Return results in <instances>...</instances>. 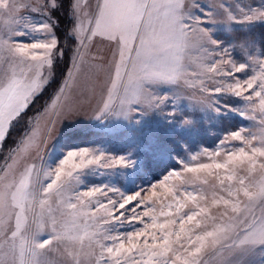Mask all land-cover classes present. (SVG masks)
<instances>
[{
	"label": "snow or ice",
	"instance_id": "6c2138e0",
	"mask_svg": "<svg viewBox=\"0 0 264 264\" xmlns=\"http://www.w3.org/2000/svg\"><path fill=\"white\" fill-rule=\"evenodd\" d=\"M22 8L45 19L21 28L14 13ZM61 8L72 47L61 46L56 34L59 21L51 13ZM249 12L245 20L264 22V10ZM217 15L198 0H45L35 8L26 0H0V152L13 128L25 124L0 163V264H255V256L264 258V50L258 58L253 41L236 38L233 50L238 45L247 53L236 62L209 26ZM228 19L236 17L228 12ZM97 37L115 45L97 122L111 115L139 123L149 110L175 109L161 89H179L183 82L204 98L193 112L209 120L228 114L258 119L261 134L226 132L215 150L177 154L176 166L162 178L131 191L111 180L87 183L89 176L106 174L99 169L135 168L131 153L116 158L80 147L38 166L32 154L42 145L39 123L72 115L68 81ZM193 49L200 55L189 82ZM61 61L66 72L60 70L58 82ZM166 119L182 129L195 125L174 111Z\"/></svg>",
	"mask_w": 264,
	"mask_h": 264
},
{
	"label": "rangeland",
	"instance_id": "374dc122",
	"mask_svg": "<svg viewBox=\"0 0 264 264\" xmlns=\"http://www.w3.org/2000/svg\"><path fill=\"white\" fill-rule=\"evenodd\" d=\"M26 2L35 8L45 3V0H26ZM91 3L95 4V0H91ZM185 3L191 5V0H185ZM198 3L205 6L211 5L218 12L215 17L216 24L209 26L214 27V36L219 38L225 47H228V56L238 63L247 59V53L238 45L235 50L232 48V44L236 43V38H239L253 41L254 54L259 58V52L264 50V22L256 18L249 21L244 17L245 14L252 15L249 8L254 12L264 10V0H198ZM220 4L230 6V8L220 9ZM192 11L196 10L192 9ZM228 12L236 17L235 21L228 19ZM14 15L18 21L17 26L21 28L45 19L39 12L25 8L20 9ZM51 15L54 21H59L56 34L60 38L61 46H74V44H69L65 38L69 27L66 9H58ZM21 17L23 19H20ZM18 39L26 40L27 38L19 37ZM89 47V57L75 76V80L68 81L69 87L66 91L72 115L68 117L65 112L60 118L45 116L39 123V127L43 130L42 145L38 153L32 154V160L38 166L52 164L53 160L59 158L62 153L66 154L68 150H76L80 147L103 150L105 156L116 158L131 153L132 158L137 162L135 168L116 165L113 169H99L100 172L106 174L89 176L87 180L89 186L107 183L111 180L117 187L131 191L139 186L155 183L162 178L169 169L176 166L177 154L187 157L204 147H207L209 151L215 150L218 146V138L226 132L243 128L245 135L251 133L259 137L261 134L258 119L249 120L234 114H228L218 120L202 118L203 114L193 112L191 106L197 105L204 98L196 89L183 82L179 89L172 86H168L171 88L169 91L167 87L161 89L163 95L174 101L175 109L172 104H168L167 107L162 105V112L149 110L147 115L137 117L139 123L135 121L130 123L111 115L105 117L102 122H97L93 117L96 115L95 110L103 97L104 89L113 75L115 45L103 37H97ZM199 55L195 49L189 53L192 68L185 76V80L189 82L195 80L190 73L195 68ZM91 57H96V59L93 61ZM60 70L66 72L64 61L59 63L58 79L62 75ZM246 71L251 72L250 69ZM238 75L243 76L244 74ZM49 90L51 91V88ZM43 98L45 99V96ZM43 98L41 97L40 100L42 101ZM222 99L227 100L228 97L223 96ZM32 108L34 109L29 110L28 116H32L38 110L36 103ZM172 111L175 112L177 119L180 117L194 119L195 125L182 129L175 122L169 123L166 116ZM50 118L55 121L54 124L48 123ZM24 127L22 120L13 128L4 150L0 152V163L3 162V157L7 153V147L12 145ZM232 144H239V142L233 141ZM53 255L57 254L53 253ZM57 259H59L58 255ZM253 259L255 264H260L261 259L264 258L257 255Z\"/></svg>",
	"mask_w": 264,
	"mask_h": 264
},
{
	"label": "trees",
	"instance_id": "16d2710c",
	"mask_svg": "<svg viewBox=\"0 0 264 264\" xmlns=\"http://www.w3.org/2000/svg\"><path fill=\"white\" fill-rule=\"evenodd\" d=\"M66 26H67V25H66ZM62 79H63V75H61L59 79L57 78V81H58V82H59V81H62ZM51 91H52V89H51ZM51 91L48 89V91L44 93V95L42 96V98L45 96V99L43 98L44 101L48 99L49 94L51 93ZM40 99H41V98H40ZM43 100H42V101H41V100H38V101L36 102V106L38 107V109L42 106V104H43V102H44ZM40 104H41V105H40ZM33 106H34V105H32V107H33ZM32 107H31V109H34V108H32Z\"/></svg>",
	"mask_w": 264,
	"mask_h": 264
}]
</instances>
